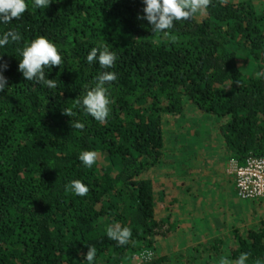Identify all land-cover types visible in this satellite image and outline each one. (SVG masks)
Returning <instances> with one entry per match:
<instances>
[{
	"label": "trees",
	"instance_id": "16d2710c",
	"mask_svg": "<svg viewBox=\"0 0 264 264\" xmlns=\"http://www.w3.org/2000/svg\"><path fill=\"white\" fill-rule=\"evenodd\" d=\"M28 4L20 19L0 24V35L21 36L0 48L9 84L0 93V264H87L88 246L96 264H136L141 252L150 256L137 264H220L243 252L249 264L264 261V198L233 208L228 171L229 161L264 155V0H211L206 15L167 33L137 19L142 0ZM40 35L63 53L48 76L56 88L17 71L19 51ZM101 45L116 52L114 68L88 64ZM101 71L118 77L103 123L75 106ZM188 107L213 117V143L223 148L213 169L195 151L179 160L181 147L189 151L175 138ZM85 150L98 153L91 168L78 159ZM73 180L89 187L86 196L74 194ZM201 214L213 233L193 243ZM113 223L131 228L128 244L108 238Z\"/></svg>",
	"mask_w": 264,
	"mask_h": 264
},
{
	"label": "clouds",
	"instance_id": "9594fccd",
	"mask_svg": "<svg viewBox=\"0 0 264 264\" xmlns=\"http://www.w3.org/2000/svg\"><path fill=\"white\" fill-rule=\"evenodd\" d=\"M58 2L59 0H31V6L34 9L44 10L50 4ZM210 3L211 0H142V15L138 14L137 19L147 21L153 33H167L178 21H188L193 17L206 15ZM28 7V0H0V24L20 19ZM10 39L13 42L20 40V33L10 30L0 35V48L7 45ZM19 55L22 58L18 62L17 71L26 81H36L48 89L57 87L55 79L48 78L52 69L60 67L63 62V53L54 41L44 35L37 36L19 51ZM117 59L116 52L110 50L107 45L93 47L86 56L88 64L98 63L101 69L114 68ZM7 68L3 55H0V93L5 92L9 87L8 79L3 74ZM46 69H49L47 73ZM117 78V73L114 71L99 72L93 86L87 90L82 99L76 100L75 106L82 108L95 121L105 122L110 115L112 104L109 86ZM64 114L73 116L69 108L64 109ZM74 127L83 129L85 125L82 122H76ZM98 158L95 150L82 151L78 157L80 162L88 168L97 163ZM71 188L75 195L81 197L89 192V187L81 180L71 181ZM107 236L115 241L117 246H122L128 244L132 230L130 227L121 226L120 223H113L107 229ZM249 256V253L243 252L234 260L222 259L220 264H249ZM96 258L97 249L94 246H88L84 261H87V264H96ZM254 264H264V261L257 259Z\"/></svg>",
	"mask_w": 264,
	"mask_h": 264
},
{
	"label": "rangeland",
	"instance_id": "374dc122",
	"mask_svg": "<svg viewBox=\"0 0 264 264\" xmlns=\"http://www.w3.org/2000/svg\"><path fill=\"white\" fill-rule=\"evenodd\" d=\"M187 111L188 112L185 114V116H183L182 118H179V122H180L179 125H180V128L183 129L182 130L183 136H180V135L177 136L175 134L176 136L175 138L179 140L181 139L183 141L185 140V143L189 144V146L188 145L185 146L188 148L189 151L183 152L182 149L184 148L181 147V150H179V153H181L182 155L184 153V156L186 158H180L179 160H185V162H188V157L190 153L193 152L194 154V151H195V153L198 155V160L200 161V163H202L203 162L202 160H204L206 161L207 166L213 169V153L215 152L223 153L222 151L223 148L219 146L220 144L215 145V143H213V139L215 140L216 143H218L217 137H215L216 131H215L213 117L211 116L207 117L203 114H198L194 110H192L190 107H188ZM184 123L188 126V128L186 126L184 127L182 126V124ZM209 193L210 192H206V196L209 197L210 196ZM214 195H215V192H214ZM200 197H203V196L201 195ZM237 202H235L236 207H233V208L242 209L245 203L241 205ZM259 217L264 218V207H262L259 210L257 218ZM245 218H248L247 222L252 221L250 218V214H248V216H246ZM201 220H203V215L199 216V223L201 222ZM207 233L212 234L213 232L209 231L204 226H202L201 231L197 237H201L202 235H205ZM165 242L162 240L158 242V244L160 245V248H164ZM140 254L138 255L139 260L137 261L134 260L133 261L134 263L137 264L143 261Z\"/></svg>",
	"mask_w": 264,
	"mask_h": 264
},
{
	"label": "built area",
	"instance_id": "2783aa9c",
	"mask_svg": "<svg viewBox=\"0 0 264 264\" xmlns=\"http://www.w3.org/2000/svg\"><path fill=\"white\" fill-rule=\"evenodd\" d=\"M228 171L234 176L235 193L239 199L264 198V155L249 156L242 164L229 161ZM140 256L144 260L150 253L142 252Z\"/></svg>",
	"mask_w": 264,
	"mask_h": 264
},
{
	"label": "crops",
	"instance_id": "0c3cea01",
	"mask_svg": "<svg viewBox=\"0 0 264 264\" xmlns=\"http://www.w3.org/2000/svg\"><path fill=\"white\" fill-rule=\"evenodd\" d=\"M215 153H217V152H215ZM218 153H220V152H218ZM188 161H190V159H188ZM201 165L202 164H200V166L199 167H201ZM213 173V172H212ZM204 198V200L205 201H208L209 202V200H210V198H208L207 196L206 197H202V199ZM235 199H234V201H233V203L232 204H235V202H237V203H239V204H243L244 203V201L243 200H241V199H239L238 197H234ZM237 200V201H236ZM210 204V203H209ZM202 215V214H201ZM208 218V217H207ZM207 218H205V216L203 215V220H201V222L199 223V218H198V222L197 223H195L196 224V226L198 227V230H199V233H200V231H201V228H202V226H204L206 229H208L209 231H211V229H213V225H212V221L210 220H208ZM210 227H212V228H210ZM213 232V231H212ZM197 233V232H196ZM208 234V233H207ZM190 235H191V232H190ZM199 234H197L196 235V237L194 238V239H192V241L191 242H193V243H198V242H200L201 240H204V235H202L201 237H197ZM163 241V240H162ZM166 240H164V242H165ZM166 243V242H165ZM165 244H164V248H165ZM183 247V246H182ZM182 247H180V248H182Z\"/></svg>",
	"mask_w": 264,
	"mask_h": 264
}]
</instances>
